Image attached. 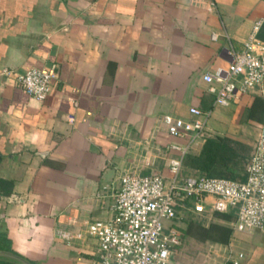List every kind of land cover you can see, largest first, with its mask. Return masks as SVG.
Returning <instances> with one entry per match:
<instances>
[{"label":"crops","instance_id":"crops-1","mask_svg":"<svg viewBox=\"0 0 264 264\" xmlns=\"http://www.w3.org/2000/svg\"><path fill=\"white\" fill-rule=\"evenodd\" d=\"M260 18L264 43V0H0V178L12 181L0 197L10 248L0 261L98 264L85 225L109 218L125 171H165L177 139L164 116L208 112L189 154L214 136L251 147L264 80L218 106L202 76L225 69ZM51 65L42 100L12 80ZM230 220L239 264H264V224L235 232Z\"/></svg>","mask_w":264,"mask_h":264},{"label":"built area","instance_id":"built-area-1","mask_svg":"<svg viewBox=\"0 0 264 264\" xmlns=\"http://www.w3.org/2000/svg\"><path fill=\"white\" fill-rule=\"evenodd\" d=\"M261 22V18L255 21L240 50L230 51L225 69L202 76L213 105L227 106L264 80V43L255 38ZM56 77L54 65L32 66L12 80L26 94L42 100ZM188 113L192 118L163 117L167 135L177 139L165 148V171H125L109 218L86 223L85 232L97 242L98 264H167L171 248L181 242V224L192 216L200 221L228 214L235 232H250L264 224V115L244 178L238 180L183 171L182 159L202 138L208 116L195 107H189ZM241 258L238 253L230 262L239 264Z\"/></svg>","mask_w":264,"mask_h":264},{"label":"trees","instance_id":"trees-1","mask_svg":"<svg viewBox=\"0 0 264 264\" xmlns=\"http://www.w3.org/2000/svg\"><path fill=\"white\" fill-rule=\"evenodd\" d=\"M229 144H238L233 140L226 139L224 137L214 136L213 138H205L202 146L196 154H185L182 159V166L188 169V172H193L198 175L210 176V177H223L229 179L242 180L244 178V167L248 159V155L245 152V145L238 144V153L231 149ZM245 152V153H244ZM244 159L243 168L240 177L233 176L232 174L214 175L213 171L219 168L227 169L235 159ZM1 159V155H0ZM12 188V181L8 179L0 178V197L9 194ZM224 220L230 218L227 214H214ZM189 220L186 221V225ZM199 226V224H197ZM202 237L209 239L213 242L227 244L230 229L224 225L218 223H210L207 227H201ZM0 250H10L9 241L4 233L0 232ZM0 264H3L0 261ZM226 264H232L228 262Z\"/></svg>","mask_w":264,"mask_h":264},{"label":"rangeland","instance_id":"rangeland-1","mask_svg":"<svg viewBox=\"0 0 264 264\" xmlns=\"http://www.w3.org/2000/svg\"><path fill=\"white\" fill-rule=\"evenodd\" d=\"M228 146L238 153V144H229ZM245 147L246 155H249L251 147L248 145H245ZM243 163L244 159H238L237 157L227 169L218 167L213 171V174H232L240 177ZM182 169L184 172H188L187 168L183 167ZM187 220H189L187 225L186 223L181 224V242L171 248V255L167 264H226L232 256L238 253V247L234 246L233 239H229L227 244H221L202 237L201 227L205 228L210 223L224 224L220 217L212 215L209 218L198 221L196 217L192 216V218ZM232 243L233 245H230Z\"/></svg>","mask_w":264,"mask_h":264}]
</instances>
